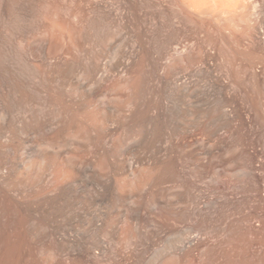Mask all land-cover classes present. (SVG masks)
<instances>
[{"label": "bare ground", "instance_id": "obj_1", "mask_svg": "<svg viewBox=\"0 0 264 264\" xmlns=\"http://www.w3.org/2000/svg\"><path fill=\"white\" fill-rule=\"evenodd\" d=\"M0 264H264V0H0Z\"/></svg>", "mask_w": 264, "mask_h": 264}]
</instances>
